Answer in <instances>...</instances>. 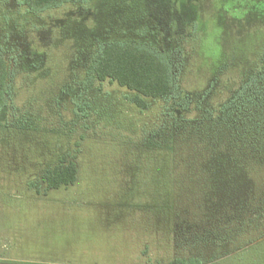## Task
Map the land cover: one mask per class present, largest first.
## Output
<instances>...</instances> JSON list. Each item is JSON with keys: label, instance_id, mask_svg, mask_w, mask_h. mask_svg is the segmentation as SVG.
Masks as SVG:
<instances>
[{"label": "rangeland", "instance_id": "1", "mask_svg": "<svg viewBox=\"0 0 264 264\" xmlns=\"http://www.w3.org/2000/svg\"><path fill=\"white\" fill-rule=\"evenodd\" d=\"M262 4L92 0L31 13L0 0L10 71L0 109V264H264V168L218 193L205 174L219 131L206 109L237 87L239 61L264 44ZM114 41L164 53L174 93L142 110L116 83L87 88L92 57ZM63 159L78 163L77 182L36 192L33 183Z\"/></svg>", "mask_w": 264, "mask_h": 264}, {"label": "trees", "instance_id": "2", "mask_svg": "<svg viewBox=\"0 0 264 264\" xmlns=\"http://www.w3.org/2000/svg\"><path fill=\"white\" fill-rule=\"evenodd\" d=\"M16 1L31 13H41L66 4L88 3L92 0ZM233 6L229 3L225 8ZM232 12L229 10L228 14L235 16ZM239 64L240 83L214 108L216 112L206 109L208 119L211 117L208 126L219 130L213 140L215 143L211 141L213 147L209 148L211 162L205 165V174L214 183L209 191L215 193L219 192L220 185L225 184L236 191L240 176L244 174L248 178L253 170L264 168V44L259 42L257 48L247 58L241 59ZM88 77L87 88L98 80L116 83L132 92L134 96L131 102L142 110H147V100L167 98L175 90L173 71L167 56L145 44L130 41H114L102 46L91 59ZM9 79L7 61L0 51V109L6 102ZM215 114L219 117L214 118ZM240 161L248 164L245 166ZM78 174V163L63 159L48 168L41 180L32 186L39 187L35 189L38 193L41 192L42 184L46 186L47 192L66 188L77 182ZM171 264H199V261L177 259Z\"/></svg>", "mask_w": 264, "mask_h": 264}]
</instances>
